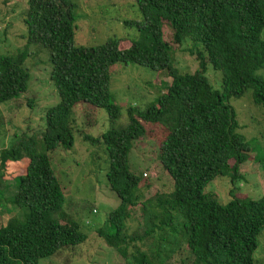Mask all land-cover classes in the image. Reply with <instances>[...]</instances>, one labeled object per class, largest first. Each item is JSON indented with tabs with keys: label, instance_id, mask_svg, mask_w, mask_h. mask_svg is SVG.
Instances as JSON below:
<instances>
[{
	"label": "trees",
	"instance_id": "1",
	"mask_svg": "<svg viewBox=\"0 0 264 264\" xmlns=\"http://www.w3.org/2000/svg\"><path fill=\"white\" fill-rule=\"evenodd\" d=\"M132 6L140 20L123 25L136 30V40L113 37L86 47L75 42L76 3L27 0L22 48L11 55L0 52V104L27 93L30 56L39 59L37 64L47 59L58 97L46 108L40 131L16 136L0 151V206L6 210L5 200L20 213L0 227V264H39L85 243L80 224L64 209L66 196L52 166L56 151L74 147L73 111L80 105L105 111L112 124L100 139L108 156L107 184L119 204L97 236L123 264H166L182 244L193 264H255L264 196H238L236 185L244 163L263 165L264 158L240 133L230 101L250 92L252 103L264 107V76L257 74L264 70V0H133ZM164 24L170 44L163 39ZM186 45L198 65L193 73L175 66L174 50ZM116 64L164 72L171 80L161 83L165 92L143 111L129 108L123 127L116 125L120 109L109 92L110 68ZM208 66L220 74L218 90L206 77ZM142 124L164 129L157 159L173 189L142 202L144 227L129 235L126 223L141 204L143 177L130 170L128 155L145 136ZM23 160L25 173L15 178V191L6 198L1 190L5 165ZM217 177L232 185L226 204L205 190Z\"/></svg>",
	"mask_w": 264,
	"mask_h": 264
},
{
	"label": "rangeland",
	"instance_id": "2",
	"mask_svg": "<svg viewBox=\"0 0 264 264\" xmlns=\"http://www.w3.org/2000/svg\"><path fill=\"white\" fill-rule=\"evenodd\" d=\"M71 1L77 4L75 14L78 18L74 35L76 44L95 47L113 37L130 41L137 39L136 30L123 25L125 20H140L139 14L133 9V0ZM24 8L26 10L27 0H0V52H4V55L17 52L25 42L20 38L25 30L21 23ZM162 30L164 41L170 44V32L165 24ZM188 48L189 45H186L174 50L175 66L182 73H193L198 67ZM39 58L45 60L43 55H39ZM37 61L39 59L35 56L26 59L31 75L27 93L21 94L14 101L0 104V151L10 147L16 136L21 137L25 132L31 136L40 131L46 108L58 103L57 94L49 80L48 61L46 59L39 64ZM257 74L264 76V70L258 71ZM206 77L213 89H220L218 72L208 66ZM170 81L164 72H152L137 65L112 66L109 92L111 101L120 109L117 127L128 123L129 108L143 111L165 92L161 83ZM30 100L32 102L29 103ZM230 103L236 112L240 133L264 158V107L252 103L250 92L238 99H231ZM73 119L74 147L69 151H56L52 156V166L66 196L67 205L64 209L80 224V231L87 239L74 253L51 260H41L39 264H123L117 253L97 236V230L104 226L109 213L119 204L107 184L108 156L100 139L112 124L105 111L91 110V107L85 105H80L73 111ZM142 125L145 136L133 144L128 155L130 170L142 173L143 177L139 185L141 204L132 208L131 217L126 223V232L129 235L144 227L142 202L156 194L169 193L173 189L171 178L157 159L158 145L165 137L164 129L159 125ZM97 139H100V142H97ZM26 163L24 160L6 163L1 180L4 197L8 198L14 193V180L24 175ZM240 173L242 179L236 185L238 196L252 200L264 196V163L262 165L258 162H246L240 167ZM231 189L232 185L228 179L217 177L205 190L214 195L220 204H226ZM1 201L6 210L0 206V227L5 225L11 216L20 214L5 200ZM154 240L152 238L150 242H146L142 249L146 250ZM257 243L253 259L255 264H264V230L257 237ZM174 246L171 245L172 248ZM165 252L162 251V255ZM166 264H193V259L187 247L182 244L169 256Z\"/></svg>",
	"mask_w": 264,
	"mask_h": 264
}]
</instances>
